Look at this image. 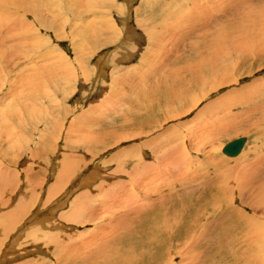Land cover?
I'll return each instance as SVG.
<instances>
[{
	"label": "rangeland",
	"instance_id": "374dc122",
	"mask_svg": "<svg viewBox=\"0 0 264 264\" xmlns=\"http://www.w3.org/2000/svg\"><path fill=\"white\" fill-rule=\"evenodd\" d=\"M4 1L0 3L4 12L0 15L6 16L5 22L0 18V237L2 228L10 227L6 225L9 216H15L11 211L29 207L21 213L19 227L10 231L11 238H0V264H69L72 259L63 258L67 251L80 255L72 264L102 251L114 254L109 264H166L169 251L175 257L173 264H264V233L249 236L235 224V230L229 229L227 235L213 231L197 235L195 246L186 247L180 244L194 238L188 231L191 223L175 229L159 227L153 214L148 218L153 229H137L134 220L144 210L137 204L148 201L144 198L147 173L143 161L155 164L150 156L153 152L159 155V151H153L158 143L139 145L141 136L137 140L130 137L132 129L125 125L133 116L134 122L142 123L145 110L157 103L164 91L168 95L181 92L184 98L178 101L170 95L160 98L166 112L169 107L182 113L184 105L188 111L162 122L159 140L177 139L159 153L175 150L173 157L184 161L182 141L198 140V147L192 141V156L214 153L224 170L216 169V175L227 170L221 176L228 177L224 178L232 189L228 195L235 198L231 203L240 208L238 212L231 206V213L244 219L249 216L251 225L256 222L253 215L263 219L264 201L253 189L264 177V46L257 49L264 44V0ZM164 1L167 5L161 8ZM23 20L27 26L20 27ZM213 36L218 41L216 52L209 46L214 44ZM201 51L209 56V63L214 56L213 65L201 57L196 59L194 53ZM191 61L204 67L198 66L194 79L184 68L193 64ZM197 74L206 82L199 81ZM241 136L247 137L241 157L222 151L226 143ZM253 164L252 177L243 175ZM96 167L95 181L84 185L83 177ZM134 168L138 171L135 176L130 174ZM187 168L183 174L191 170ZM66 171L75 174L64 179ZM133 192L138 195L136 200L140 198L137 203ZM194 193L180 194V204H189ZM34 216L64 227L54 231L48 223L41 227L39 221L30 222ZM224 216L228 223L235 220L230 214ZM262 222L258 220L254 228H262ZM170 232L187 233L189 239L171 242Z\"/></svg>",
	"mask_w": 264,
	"mask_h": 264
},
{
	"label": "bare ground",
	"instance_id": "6f19581e",
	"mask_svg": "<svg viewBox=\"0 0 264 264\" xmlns=\"http://www.w3.org/2000/svg\"><path fill=\"white\" fill-rule=\"evenodd\" d=\"M206 1V0H205ZM3 2V0H0V3H2ZM4 2H11V1H9V0H5ZM80 2V1H79ZM87 2V1H86ZM154 2V1H153ZM168 2V1H167ZM197 2H199V1H197ZM22 3V2H21ZM85 3V2H84ZM195 3V2H194ZM23 4V3H22ZM89 4V3H88ZM88 4H86V6H88ZM92 3H90V5H91ZM169 4H170V2H169ZM174 4H175V2H174ZM18 5V4H17ZM85 5V4H84ZM83 5V6H84ZM151 5V4H150ZM157 5V4H156ZM166 5H167V3H165V1H164V3H163V6L161 7V8H163V7H166ZM173 5V4H172ZM204 5V4H203ZM23 6H24V4H23ZM22 6V7H23ZM26 6V5H25ZM77 6V5H76ZM79 6V5H78ZM80 6H81V4H80ZM80 6H79V8H80ZM174 6V5H173ZM85 7V6H84ZM90 7V6H89ZM170 7V6H169ZM18 8V7H17ZM25 8H27V7H25ZM86 8V7H85ZM91 8V7H90ZM168 8V7H167ZM171 8V7H170ZM22 9H24V7L22 8ZM83 9V8H82ZM125 9V8H124ZM199 9H201V8H199ZM7 10V9H6ZM9 10V9H8ZM26 11H27V9H25ZM12 11V10H11ZM26 11H24V12H26ZM197 11V10H196ZM7 13H8V11H6ZM27 12H32V11H30V9L27 11ZM87 12V11H86ZM0 13H4V12H1L0 11ZM7 13H5V14H7ZM12 13V12H11ZM193 13V12H192ZM200 13V12H199ZM9 14V13H8ZM25 14V13H24ZM187 14V13H186ZM195 14H196V12H195ZM1 16H2V18L4 19V21L3 22H5L6 20H5V18H6V16H5V18L3 17V14H1L0 15V18H1ZM25 16V15H24ZM26 17V16H25ZM21 18H22V16H21ZM96 18V17H95ZM3 19H0V21L1 20H3ZM19 19V18H18ZM22 20V19H21ZM21 20H18L19 22L21 21ZM28 20V19H27ZM26 21V20H25ZM24 20H23V22H25ZM1 23L2 25L3 24H5V23ZM8 22V21H7ZM11 22V21H10ZM10 22H8L9 24H11ZM22 22V21H21ZM27 22V21H26ZM26 22H25V24L23 23V24H20L19 26L21 27V26H23V25H26ZM30 22H31V20H30ZM94 22H95V20H94ZM124 22V21H123ZM122 22V23H123ZM251 22V21H250ZM14 23V22H13ZM125 23V22H124ZM27 24H29V23H27ZM110 24V23H109ZM243 24V23H242ZM245 24V23H244ZM243 24V25H244ZM7 26H8V24H6ZM13 25V24H12ZM18 26V24H17V22H16V24H15V26ZM30 25V24H29ZM94 25H96V24H94ZM242 25V26H243ZM18 26V27H19ZM27 26V25H26ZM31 26V25H30ZM12 27V26H11ZM94 27V26H93ZM125 27H126V25H125ZM25 28V27H24ZM91 28H92V26H91ZM239 28H241V27H239ZM3 29V28H2ZM125 29V28H124ZM127 29V28H126ZM7 30V29H6ZM24 30V29H23ZM83 30V29H82ZM242 30V29H241ZM4 31V30H3ZM224 31V30H223ZM239 31V30H238ZM86 32H88V30H86ZM120 32V31H119ZM149 33H150V31H148ZM14 33V32H13ZM247 33V32H246ZM5 34V33H4ZM84 34V33H83ZM151 34V33H150ZM200 34V33H199ZM241 34V33H240ZM239 35V34H238ZM255 35V34H254ZM214 36H216V34L214 35ZM214 36H213V43L214 44H212L211 45V42L209 43L210 45V50L211 49H213V50H215V52H216V50H217V40L215 39L214 40ZM252 37V36H251ZM250 37V38H251ZM4 38V37H3ZM250 38H248L249 40H250ZM211 39V40H212ZM239 39V38H238ZM241 39V38H240ZM151 40V39H150ZM158 40V39H157ZM177 40V39H176ZM209 40V39H208ZM251 40H252V38H251ZM205 41V40H204ZM206 41H207V39H206ZM158 42V41H157ZM164 42H166V41H164ZM234 42V41H233ZM262 43V42H261ZM156 44V43H155ZM202 44L204 45V42H202ZM207 44V43H206ZM263 44V43H262ZM234 45H235V43H234ZM236 45H237V43H236ZM260 45V44H259ZM258 45V47H257V49L260 47H262L263 48V46H264V44L263 45H260L259 46ZM162 46V45H161ZM219 46V45H218ZM246 46V45H245ZM203 46H201V48H202ZM221 47V46H220ZM203 48H205V46L203 47ZM254 48V47H253ZM195 49H196V47H195ZM208 49V48H207ZM221 49V48H220ZM226 49V48H225ZM264 49V48H263ZM204 50V49H203ZM212 50V51H213ZM249 50V49H248ZM259 50V49H258ZM261 50V49H260ZM196 51V50H195ZM178 52V51H177ZM204 52V51H203ZM206 52V51H205ZM262 53V52H261ZM193 53H191V55H192ZM206 54V53H205ZM209 55H210V52L208 53ZM211 54H214V53H211ZM220 54V53H219ZM218 54V55H219ZM263 54V53H262ZM194 55H196V59H198V57H201L202 59H200L201 61H204V62H207V63H209L208 61H207V59H206V57H207V55H203V53H202V51L200 52V54L198 55L197 53H194ZM194 55H192L193 57H191L192 58V60H193V58L195 57ZM198 55V56H197ZM221 55V54H220ZM213 56V55H212ZM186 57H190V56H186ZM209 57V56H208ZM207 57V58H208ZM191 58H189V61H190V59ZM36 59V58H35ZM195 59V58H194ZM195 59V60H196ZM214 60V56H213V58H211V60ZM216 59V58H215ZM200 60H198V61H200ZM213 60H212V63H209V64H212L213 65ZM187 61V60H186ZM182 62V61H181ZM191 63H193L192 61H191ZM215 63V62H214ZM198 64H199V62H198ZM180 65V64H179ZM184 65V64H183ZM181 66V65H180ZM198 66L201 68V62H200V64L199 65H197V63H193V64H185L184 65V68H185V70H186V72H191L193 75H192V77H193V79L196 77V70H198ZM209 66V65H208ZM216 66V65H215ZM182 69H183V67H181ZM179 69L178 71H180V72H183V70L182 69ZM203 68V70H204V67H202ZM201 68V69H202ZM214 66H212V67H210V69H212V70H214ZM28 69V68H27ZM97 69V68H96ZM102 70V69H101ZM170 71V70H169ZM175 71H177V69L175 70ZM175 71H173V73L175 72ZM177 71V72H178ZM43 73V72H42ZM103 73V72H102ZM159 73V72H158ZM184 74H186V73H183V75ZM171 75V74H170ZM179 75V74H178ZM85 76V75H84ZM187 76V75H186ZM197 76H198V80L200 81V80H204L203 78H201V75L200 74H197ZM203 77H206L205 76V74L203 73ZM166 78V77H165ZM181 77H179V79H180ZM183 78V77H182ZM166 80H167V78H166ZM176 80H177V76H176ZM182 80V79H181ZM188 80H189V78H188ZM185 81V80H184ZM205 81V80H204ZM175 82V81H174ZM206 82V81H205ZM168 83H169V81H168ZM185 83H186V81H185ZM204 83V82H203ZM40 84V83H39ZM166 84V83H165ZM177 84H179L178 83V81H177ZM207 84V83H206ZM170 85H172V83L170 84ZM180 85V84H179ZM186 85V84H185ZM199 85H202V84H199ZM47 86V85H46ZM173 86V85H172ZM178 86V85H177ZM184 86V85H183ZM164 87V86H163ZM170 86L168 85V88H169ZM188 87V86H187ZM201 87V86H200ZM42 88V87H41ZM46 88V87H45ZM44 88V89H45ZM167 88V87H166ZM171 88V87H170ZM174 88V87H173ZM178 88H179V86H178ZM186 88V87H185ZM208 88V87H207ZM206 88V89H207ZM43 89V88H42ZM47 89V88H46ZM175 89V88H174ZM173 89V90H174ZM180 89L182 90V87H180ZM187 89V88H186ZM159 90V89H158ZM164 90H166V89H164ZM163 90V91H164ZM177 90V89H176ZM48 91V90H47ZM170 91V90H169ZM183 91V90H182ZM187 91V90H186ZM45 92V91H44ZM163 93V92H162ZM168 93V92H167ZM167 93H165V91H164V94H161V96H160V98L162 99H166V98H168V97H166V95H168ZM191 93V92H190ZM157 95H159V94H157ZM169 95L170 96H172L171 98L172 99H180L181 97H183L182 96V93L181 92H179V91H171V92H169ZM168 95V96H169ZM185 95V94H184ZM180 96V97H179ZM48 97V96H47ZM156 98V97H155ZM159 98V97H158ZM159 98V101L157 102V99H156V102L157 103H160L161 102V99ZM184 98V97H183ZM148 99V98H147ZM164 99V100H165ZM172 99H170L171 101H172ZM151 100V99H150ZM163 100V101H164ZM152 101V100H151ZM154 101H155V99H154ZM178 101V100H177ZM148 102H150V101H148ZM157 103H153L154 105H149V107L147 108V110H145L146 111V113H145V115L143 116L144 117V121H142V123H140V124H138V123H136V121L134 122L133 121V119H135L134 118V116L132 117V118H130V119H128V122H125V125H129L128 127L129 128H131L132 130L130 131V133H129V136L130 137H132V138H134V139H136V138H138V136H141L140 137V139H141V141L142 142H140L139 143V145H148V144H151V147H152V144H155V143H158V147H157V149L155 148L153 151H155V152H160V150H163V151H165L166 149H168V147H170V144L172 143V141H176V139H177V137H173V139H167L168 137H166V139L164 140V138H163V140H159L160 138H158L159 136H157V135H161L162 133L161 132H163V131H158V129L162 126V127H164L163 126V121H165V120H168V118H174V117H178L180 114H184V112H186V111H188V107L186 106V105H184L185 106V108L184 109H182V113H179L178 111H175V112H172V109L170 108L169 109V107L167 108V112H166V110L164 109V107H162V102H161V104H160V106L158 107V109H156L155 108V105L157 104ZM231 103V102H230ZM228 104V105H230V107L232 106L233 107V105H231V104ZM152 104V103H151ZM176 104H177V102H176ZM221 104V103H220ZM219 104V105H220ZM142 105V104H141ZM172 105H174L173 103H172ZM226 106H228L227 104H225ZM224 105V107H226ZM145 106V105H144ZM158 106V105H157ZM210 106V105H209ZM141 107V106H140ZM147 107V106H146ZM172 108H173V106H171ZM230 107H228V108H230ZM139 108V107H138ZM141 108H143V107H141ZM209 108V107H208ZM217 108V107H216ZM219 108V107H218ZM204 109V108H203ZM210 109V108H209ZM225 109V108H224ZM143 110V111H144ZM200 110V109H199ZM136 111V110H135ZM142 111V112H143ZM211 111V110H210ZM218 111V110H217ZM219 112V111H218ZM187 113V112H186ZM209 113V112H208ZM132 114H134V113H132ZM129 115H131V113L129 114ZM128 115V116H129ZM200 116V115H199ZM142 117V116H141ZM194 117H195V115H194ZM199 119V118H198ZM181 120V119H180ZM62 121V120H61ZM37 122H39V121H37ZM138 122V121H137ZM207 122V121H206ZM205 122V123H206ZM204 123V124H205ZM193 124V123H192ZM195 124V123H194ZM2 125V124H1ZM175 125H177V124H175ZM120 126V125H119ZM169 126V125H168ZM203 126H206V125H203ZM171 127H176V126H171ZM7 128V127H6ZM198 128H199V126H198ZM174 129V128H173ZM189 129V128H188ZM160 130V129H159ZM162 130H164V129H162ZM182 130V129H181ZM206 130V129H205ZM159 133H158V132ZM195 131H196V129H195ZM202 132L204 131V129L203 130H201ZM148 132V133H147ZM155 132V133H154ZM165 132V131H164ZM145 133H147L148 135L150 134L151 135V133L153 134V135H151L149 138H148V135H145ZM209 133V132H208ZM192 134V133H191ZM205 134V132L203 133V135ZM211 134H213V133H211ZM163 135V134H162ZM196 135H198V134H196ZM206 135V134H205ZM219 135V134H218ZM76 136V135H75ZM93 136V135H92ZM190 136V135H189ZM207 136H208V134H207ZM207 136H204L205 138H207ZM212 136V135H211ZM215 136V135H214ZM213 136V137H214ZM161 137V136H160ZM163 137V136H162ZM165 137V136H164ZM183 137V136H182ZM185 137V136H184ZM196 136H194V138H195ZM199 137H201V136H199ZM244 137H246V136H244ZM172 138V137H171ZM186 138V137H185ZM209 138H211L210 137V135H209ZM239 138V137H238ZM116 139V138H115ZM199 139V138H198ZM201 139H202V137H201ZM212 139V138H211ZM137 140V139H136ZM206 140V139H205ZM192 141H194V139H192V137H191V141L189 142V141H182L183 142V146H184V148H183V151L182 152H184V154H185V156H184V161L183 160H181L180 162L178 161V157H173V156H176V154H175V150H172V152L171 153H168V154H160L159 152H158V154L159 155H157V154H155L154 152L152 153V155L150 156L151 158H152V160H153V162L155 163V164H152V163H150V162H146V160L145 161H143V164H145V167H144V170L146 171V173L148 174H145L146 175V177H145V180H147V182H146V184H147V190L144 192V198H146L148 201H144V203H143V198H141V199H143L142 200V202L140 201V202H138V203H142V204H137L138 206L140 205L141 207H143L144 208V210H143V212H142V215H141V217H139L138 219L136 218L135 220H134V224L133 225H135V227L137 228V229H142V228H145V230H147L146 229V226H149L150 228H152L153 229V227H152V225L150 224V219L148 220V218L150 217V216H153V214H155L156 215V217L158 218V225H159V227H161V226H166V227H168V228H170V229H175V228H179L182 224H189V223H191V224H189L188 225V231H191V233L193 234V237L194 238H192V239H190V240H188L186 243H184L183 241L185 240V239H189V237L187 236V233H184V234H177L176 232H170V233H168V238L170 239V241L171 242H174L175 240H178V241H180L181 243H184V244H180L181 245V247H182V245H184V247H186L185 245H187V246H190V245H192V246H195V244L197 243V241L199 240L196 236L198 235H204V234H207V235H209L210 234V232L211 231H213V232H217V233H219V235L220 234H225V233H227L228 232V230L229 229H232V230H235V227H234V224L235 225H237V228L238 229H242V231L243 232H245V233H247V235L249 234V236H252V233H255V234H257L256 236H254V237H258V234L259 235H261L260 233L262 232V234L264 233V226L262 227V228H254V226L256 227V226H258L259 224H257V222H258V220H264V217H263V219H261L260 217L259 218H255V215H253L252 216V218L253 219H255L256 220V222L254 223V225H253V223H252V225L251 224H249V220L247 221V219H249V216H248V218L246 217V219H244V218H242V217H240V216H237V215H234L233 213H231V209H232V207L231 206H233V207H236L235 208V210L236 209H238V212H239V209L240 208H238L237 206H234V204H232L231 203V200H233V199H235L233 196L234 195H228L231 191H232V189H229L228 187H227V182H226V180H228V177L226 178V177H224V176H221V175H225L226 174V171L227 170H225V172L223 173V174H221V173H218V174H221L220 176H217L216 175V173H217V171H216V169H220V170H222V161L220 162V161H216L217 159L213 156V154H208V153H201V154H196V157H195V155L194 156H192L193 155V152H192V149H191V145H192ZM207 141V140H206ZM115 142V141H114ZM113 142V143H114ZM135 142V141H134ZM195 142V141H194ZM202 142V141H201ZM109 143H110V141H109ZM196 143V142H195ZM200 142L197 140V143H196V146L198 147V144H199ZM114 144H117V143H114ZM157 145V144H156ZM206 144L204 143V146H205ZM136 146V145H135ZM138 146V145H137ZM140 147V146H139ZM145 147V146H144ZM219 147V146H218ZM96 148H98V147H96ZM171 148H173L172 147V145H171ZM178 148V147H177ZM196 148V147H195ZM204 148V147H203ZM197 149H199V148H197ZM206 149V148H205ZM223 149V148H222ZM243 149H245V148H243ZM150 150V149H149ZM180 150V149H179ZM203 150V149H202ZM205 151V150H204ZM209 151H212V150H209ZM206 152V151H205ZM244 152V150H242L241 151V153L239 154V155H237V156H231V157H241L242 156V153ZM175 154V155H174ZM183 154V155H184ZM143 155H145V154H143ZM154 155V156H153ZM68 156H69V154H68ZM134 156V155H133ZM136 156V155H135ZM149 156V155H148ZM201 156V157H200ZM229 156V155H228ZM203 157V159L201 160V158ZM230 157V158H231ZM229 158V157H228ZM182 159V158H181ZM72 160V159H71ZM139 160V159H138ZM141 160V159H140ZM205 161V162H204ZM214 161H215V163H214ZM70 162V161H69ZM126 162H128V161H126ZM179 162V163H178ZM207 162V163H206ZM72 163H74V161L72 162ZM71 164V163H70ZM209 164H211L210 166L211 167H213L214 168V170L212 171V172H210V170H207V169H210V166H209ZM67 165H68V163H67ZM72 165V164H71ZM71 165H69V166H71ZM86 165V163L83 165V166H85ZM158 165H160L159 167L161 168H159L158 167ZM196 165V166H195ZM255 164H253V166L252 167H250V168H248V169H246V170H244V172L245 173H243V175L245 174V176H247V177H249V175L252 177V173H255V166H254ZM83 166H81L82 168H83ZM162 166H163V169H164V171H167V174H165L164 173V171L162 170ZM185 166L186 167H188V168H190L191 170L189 171V172H186V173H184L183 174V172H182V170H183V168H185ZM223 166H225V165H223ZM80 167V168H81ZM132 167H133V165H132ZM131 167V168H132ZM72 168V167H71ZM81 168V169H82ZM93 168V167H92ZM99 168V167H98ZM97 167L90 173V174H88V175H86V176H84L83 177V179H82V181H83V183H84V185H86V183H91V181L92 180H94L95 179V177L98 175V171H97V169H98ZM157 168V169H156ZM187 168V169H188ZM194 168V169H193ZM17 169V168H16ZM63 169V168H62ZM73 169V168H72ZM232 169V168H231ZM75 170V169H74ZM73 170V171H74ZM137 169L136 168H134V170L132 171V172H130V174L131 175H134L135 174V172H138V171H136ZM158 170V172H156ZM73 171L72 172H68V171H66V173L64 174V179H69V175H71L72 174V176H73V174H75V173H73ZM77 171V170H76ZM215 171H216V173H215ZM222 171H224V170H222ZM253 171V172H252ZM231 172V171H230ZM70 173V174H69ZM188 173V174H187ZM63 174V173H62ZM138 174V173H137ZM142 174V173H141ZM187 174V175H186ZM190 174V175H189ZM60 175V174H59ZM139 175V174H138ZM71 176V177H72ZM135 176V175H134ZM9 177V176H8ZM222 177V178H221ZM254 177V176H253ZM136 178V177H135ZM224 178L226 179V180H224ZM63 179V180H64ZM80 179V178H79ZM77 180V179H76ZM202 180H204V182L202 183ZM261 180V179H260ZM95 181V180H94ZM232 182V181H231ZM264 182V177H262V181H257L256 182V184H255V187H254V191L256 192H259V194H260V198H261V200L262 201H264V185L262 184ZM94 183V182H93ZM79 185H83V184H79ZM105 185V184H104ZM133 185V184H132ZM230 185H231V183H230ZM51 186H53V185H51ZM66 186V185H65ZM55 187V186H54ZM62 187V186H61ZM86 187H88V186H86ZM106 187V186H105ZM145 187V186H144ZM231 187V186H230ZM50 188V187H49ZM134 188H135V186H134ZM192 188V189H191ZM62 189V188H61ZM105 189V188H104ZM141 189V188H140ZM182 189V190H181ZM243 189V188H242ZM257 189V190H256ZM68 190V189H67ZM106 190V189H105ZM104 190V191H105ZM142 190V189H141ZM235 190V189H234ZM84 191V190H83ZM85 191H86V189H85ZM87 191H89V190H87ZM196 192V193H194V196H192V199H194V200H190V203L189 204H187V205H185V204H180L181 203V201H182V199H180V194H182V193H185V192ZM56 192H58V191H56ZM59 192H61V191H59ZM67 192H69V191H67ZM235 192V191H234ZM91 193V192H90ZM137 193V192H136ZM51 194H53V193H51ZM50 194V195H51ZM58 194V193H57ZM65 194H66V192H65ZM83 194V193H82ZM81 194V195H82ZM256 194V193H255ZM258 194V193H257ZM256 194V198H257V196L259 195H257ZM69 195V194H68ZM67 195V196H68ZM89 195V194H88ZM133 195L135 196V200H136V197L138 196L137 194L135 195L134 194V192H133ZM133 195H131L132 196V198L134 197ZM242 196V195H241ZM244 196V195H243ZM27 196H25L24 198H26ZM31 197V196H30ZM63 197V196H62ZM101 197V196H100ZM139 197H140V194H139ZM238 197V196H237ZM254 197V196H253ZM52 198V196L51 197H49V199H51ZM227 198H228V200H227ZM259 196H258V200L256 199L255 201H260L259 199ZM48 199V200H49ZM64 199V198H63ZM62 199V200H63ZM145 199V200H146ZM252 199V198H251ZM31 200H32V198H31ZM137 200H140V198L138 199L137 198ZM137 200H136V203H137ZM33 201V200H32ZM77 201H79L78 199L76 200V202ZM7 202V201H6ZM29 202V201H28ZM59 202V201H58ZM147 202V203H146ZM46 203H48V201H46ZM83 203V202H82ZM94 203V202H93ZM110 203V202H109ZM252 203H256V202H252ZM121 204H123V203H121ZM120 204V205H121ZM259 204V203H258ZM60 204H57V206H59ZM111 205V204H110ZM94 206V205H93ZM112 206V205H111ZM196 206H198V207H196ZM258 206V205H257ZM22 207V208H21ZM28 207L29 206H27V205H25V206H20L18 209H17V211H11V213L10 214H12V213H14L15 214V216L14 215H12L11 217L9 216V221L6 223V225H10V227H5L6 229H4V228H2L4 231V234H2V236H3V238L1 239V240H6L7 239V237H10L11 238V235H9L10 234V231L11 230H15V229H17V227H19V225H20V222H21V213H24L26 210H28ZM123 207V206H122ZM111 208V207H110ZM124 208V207H123ZM135 208V207H134ZM136 208H137V206H136ZM252 209V208H251ZM16 210V209H15ZM114 211V210H113ZM241 212H242V210H241ZM239 213L241 216H243L242 215V213H244V212H242V213ZM9 214V215H10ZM124 214V213H123ZM227 215V214H230V215H232L233 216V218L236 220H230V222L228 223L227 222V217L226 216H224V215ZM24 215V214H23ZM247 215V214H246ZM19 216H20V219H19ZM132 216V215H131ZM189 217V218H184V217ZM36 217L34 216L33 217V219H35ZM127 218V217H126ZM190 218H193V219H190ZM251 218V217H250ZM219 221V222H221V223H217V221ZM40 222V226L41 227H46V224L48 223L49 224V226H50V228H51V230L52 231H54V229H60V228H62V227H64V226H61L60 224H58L57 222H55V221H51V220H48V221H40V220H38V219H35V220H31L30 222ZM97 221V220H96ZM129 221H131V220H129ZM214 221L216 222V223H214ZM50 222V223H49ZM1 223H3L4 224V222H1ZM46 223V224H45ZM263 223V222H262ZM128 224V223H127ZM132 224V223H131ZM264 224V223H263ZM5 225V224H4ZM4 225H2V227H4ZM27 225V223H25V225H23V226H25V228L26 227H28V226H26ZM62 225H64L63 223H62ZM40 226H39V228H40ZM141 227V228H140ZM250 227V229H249V232L247 231V229ZM43 229V228H42ZM20 230V229H19ZM18 230V231H19ZM45 230H47V229H45ZM118 230V229H117ZM143 230V229H142ZM62 231V230H61ZM1 232V231H0ZM20 232V231H19ZM139 232V231H138ZM196 232H198V233H196ZM257 232V233H256ZM27 233H29V232H27ZM105 233V232H104ZM113 233V232H112ZM135 233V232H134ZM209 233V234H208ZM18 234V233H17ZM225 235H227V234H225ZM1 236V237H2ZM29 236V235H28ZM0 237V238H1ZM205 237V236H204ZM245 237V236H244ZM37 238V237H36ZM58 238V237H57ZM252 238V237H251ZM19 238H17V239H15V242L14 243H16L17 241L16 240H18ZM195 239V240H194ZM1 240H0V242H1ZM12 240V239H11ZM32 240V239H31ZM34 241H37V240H35L34 239ZM106 241V240H105ZM253 241V240H252ZM256 241V239L254 240V242ZM3 242V241H2ZM202 242V241H201ZM201 242H199L200 244H201ZM60 243H62V242H60ZM121 243V242H120ZM6 244V243H5ZM88 244V243H87ZM122 244V243H121ZM264 244V243H263ZM1 245V244H0ZM248 245V244H247ZM262 245V244H261ZM68 246V245H67ZM200 246V245H199ZM63 247V246H62ZM86 247V246H85ZM200 247H202V246H200ZM263 247V246H262ZM262 247H260L262 250H263V248ZM59 248V247H58ZM72 248V247H71ZM76 248V247H75ZM192 249V248H191ZM0 250H3L2 248H1V246H0ZM7 250V249H6ZM60 250V249H59ZM83 250V249H82ZM235 250V249H234ZM5 251V250H4ZM8 251V250H7ZM72 251H73V249H72ZM190 251V250H189ZM193 251V250H192ZM264 251V250H263ZM183 252V251H182ZM5 253H6V251H5ZM4 253V254H5ZM65 253V252H64ZM173 252L172 251H169V253L167 254L168 255V259H167V261L169 260V262H166V264H173V257H174V255L172 254ZM3 254V253H2ZM82 255V254H81ZM111 255H114L113 253H112V251L111 252H107L106 253V251H102V252H100L99 254H97V255H95V256H90L91 258H85V259H80L79 261L81 262V263H79V264H109V263H111ZM57 256V255H56ZM80 256V255H79ZM78 256V254L77 253H71V252H66V254H64V256H63V258H65V259H67V260H70V259H75V258H78L79 257ZM87 256V255H86ZM85 256V257H86ZM89 256V255H88ZM125 256V255H124ZM118 257V256H117ZM155 257V256H154ZM255 258H256V256H254ZM121 258H123L122 257V255H121ZM126 258V257H125ZM175 258V257H174ZM42 259V258H41ZM40 259V260H41ZM260 259V258H259ZM43 260V259H42ZM66 260V261H67ZM70 261L69 262V264H72V262L73 261ZM116 260V259H115ZM130 260V259H129ZM128 260V261H129ZM153 260H154V258H153ZM65 261V260H64ZM113 261V260H112ZM68 262V261H67ZM85 262V263H84ZM114 262V261H113ZM115 263V262H114ZM113 263V264H114Z\"/></svg>",
	"mask_w": 264,
	"mask_h": 264
},
{
	"label": "water",
	"instance_id": "95a60500",
	"mask_svg": "<svg viewBox=\"0 0 264 264\" xmlns=\"http://www.w3.org/2000/svg\"><path fill=\"white\" fill-rule=\"evenodd\" d=\"M247 137L234 138L223 146L222 151L229 156H237L243 149Z\"/></svg>",
	"mask_w": 264,
	"mask_h": 264
}]
</instances>
